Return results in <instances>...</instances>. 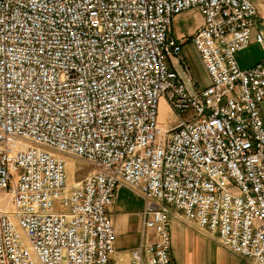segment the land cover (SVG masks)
I'll list each match as a JSON object with an SVG mask.
<instances>
[{
    "label": "built area",
    "instance_id": "obj_1",
    "mask_svg": "<svg viewBox=\"0 0 264 264\" xmlns=\"http://www.w3.org/2000/svg\"><path fill=\"white\" fill-rule=\"evenodd\" d=\"M191 10L201 25L173 37ZM256 14L250 0H0V264H110L119 187L144 201L130 264H176L166 205L264 264V31L262 57L236 59ZM186 42L208 78L194 91L168 64ZM60 154L92 168L69 191Z\"/></svg>",
    "mask_w": 264,
    "mask_h": 264
},
{
    "label": "rangeland",
    "instance_id": "obj_2",
    "mask_svg": "<svg viewBox=\"0 0 264 264\" xmlns=\"http://www.w3.org/2000/svg\"><path fill=\"white\" fill-rule=\"evenodd\" d=\"M196 21L197 16L193 15L192 13H182L179 16L175 17L172 21L173 37L189 38L190 29L193 27ZM180 34H182L183 36H180ZM190 44V42H186L185 44H183V54L185 55L184 58L187 59L190 69L196 74L199 59L196 55V52L191 47L192 44ZM199 80L203 81L204 79L199 78ZM159 118V122L161 124L164 123L163 126L166 128H170L175 124L174 114L167 108L164 101L162 100H160L159 102ZM60 157L65 162V185L69 191L71 190L73 183L87 175L92 168L85 161L73 156L60 154ZM117 192V205H121L123 207L126 216L132 214L129 220L132 221V226L138 227L140 225L139 219L134 213L142 208L144 203L143 198L136 191L126 187H119L117 189ZM166 207L170 216L169 230L170 234H172L174 226L176 224L184 223L182 219L183 216L181 212L177 211L173 206L166 205ZM0 208L9 211L12 210V206L9 202V196L1 192ZM110 218L115 229V223L113 221L114 217L112 214H110ZM183 226L189 229L192 234L190 237L179 236L180 239H176V237L172 236V254L176 264H217L220 260L224 261L226 264H238L234 255L223 249L217 243L216 235L214 233H211L206 229L199 228L195 222H192V225L189 227L187 225ZM129 234L119 235L114 240V252L110 257V264H113L116 261H119V264H130L131 251L126 250V248L131 245L132 242L136 241V237L134 233ZM201 237L206 240L208 244H210V251L205 252V250L200 249Z\"/></svg>",
    "mask_w": 264,
    "mask_h": 264
},
{
    "label": "crops",
    "instance_id": "obj_3",
    "mask_svg": "<svg viewBox=\"0 0 264 264\" xmlns=\"http://www.w3.org/2000/svg\"><path fill=\"white\" fill-rule=\"evenodd\" d=\"M250 1L256 6L257 14H256V16L254 18L253 33H252V37H251V40H250V43H249L248 47L245 48L244 50L238 52L237 55H236V59H237L238 65L241 68L251 67L263 55V51H262L260 45L254 39V34L256 32H259V31H264V0H250ZM183 13H192L193 15L197 16L196 23L190 29V33L189 34H192L194 32V30L199 25H201L202 16L196 10L186 11V12H183ZM172 36H173V30H172ZM180 36H183V35L180 34ZM191 47L193 48L192 45H191ZM193 50L195 51L194 48H193ZM196 55H197V53H196ZM182 56H183V58L185 57V55L183 54V48H182ZM168 64H169V66L172 69L176 70L178 72V74L185 80L188 89L191 90V91H194L197 88V86L205 85V84L208 83L207 74L205 73L200 60H198V66H197L196 74L191 70V79L190 80H188L186 78V76H185V74L183 72V68L185 67V65L189 66L186 58H184V63H180L178 59H170V60H168ZM199 78H203L204 80L201 81V80H199ZM260 115H261V117H262V119L264 121V101L261 103V106H260ZM159 120H160V118H159ZM163 124L164 123H162V125ZM117 194H118V192L116 191L114 200H113L112 204L108 207V214H109V217H110V214H112L113 217H114L113 221L115 223V229H114V226H113V229H114V234L116 236L115 239L119 235H126V234H129V233H131V234L134 233V235L136 237V241L132 242V244L129 245L126 248V250L132 251V249L135 248L137 246L138 242H139L140 225L138 227L132 226V223H131L132 221L129 220L131 218L132 214H130L129 216H126L125 213H124L125 210L123 209V207L121 205H117V203H116ZM112 206H114V207H112ZM141 209L134 213V214H136L137 218L139 219V224H140V215L139 214H140ZM182 219H183V222L186 223V224L180 223V224H176L174 226L173 233L170 234L171 235V240H172V236L176 237V239L179 238V236H185V237H187V236L190 237L191 236L192 233L190 232V230L187 229L186 227H184L183 225H187L189 227V226L192 225V222L185 221L184 218H182ZM110 220H111V218H110ZM111 222H112V220H111ZM216 241L220 245V243L218 242L217 238H216ZM200 242H201V246H200L201 250H205V252H208V251L211 250L210 244H208L206 242V240H204L202 237L200 238ZM222 248L225 249L224 247H222ZM172 249H173V247L171 245V254L173 252ZM225 250L230 252L227 249H225ZM230 253H232V252H230ZM232 255H234V257L236 258L237 263L240 264L241 263V258L238 255L234 254V253H232ZM172 257H173V254H172ZM110 261H111V259H110ZM116 262L119 263V261H116ZM217 264H226V263L224 261L220 260L219 263H217Z\"/></svg>",
    "mask_w": 264,
    "mask_h": 264
}]
</instances>
